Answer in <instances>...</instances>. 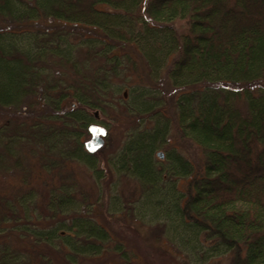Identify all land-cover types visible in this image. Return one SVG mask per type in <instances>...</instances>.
Wrapping results in <instances>:
<instances>
[{
    "label": "trees",
    "instance_id": "1",
    "mask_svg": "<svg viewBox=\"0 0 264 264\" xmlns=\"http://www.w3.org/2000/svg\"><path fill=\"white\" fill-rule=\"evenodd\" d=\"M101 115L124 137L90 154ZM111 214L264 264V0H0V264H138Z\"/></svg>",
    "mask_w": 264,
    "mask_h": 264
},
{
    "label": "rangeland",
    "instance_id": "2",
    "mask_svg": "<svg viewBox=\"0 0 264 264\" xmlns=\"http://www.w3.org/2000/svg\"><path fill=\"white\" fill-rule=\"evenodd\" d=\"M103 116H100L99 123L103 120ZM107 128L109 130L110 135V144L113 147H117L120 145V143L123 140L124 137V129L121 126H113V125H107ZM108 138V137H107ZM106 138V140H107ZM186 146L187 150L192 154L194 152V146L187 144ZM196 152V150H195ZM198 153V150H197ZM79 178L83 179L85 181V184L89 188L88 191L90 194L97 193L94 180L88 175V174H82L79 176ZM106 181L100 182V191L104 193V197H109V203L112 201L114 197H120L121 195L129 196L131 193H133L136 189L135 184L132 181H126L124 184L120 186V191L117 189V183H119V180L114 175L110 174ZM110 183V184H109ZM118 190V191H117ZM121 203L117 204L116 209L118 208H124V202L123 200L120 201ZM110 226H112L113 230L118 234H123L122 236L126 237H135L140 236V243H144V247L141 252H144V254H140L141 252H138V264H199V263H190L183 255H181L180 252L173 251L172 254H170L168 251H165L163 248V245L161 243L162 240L156 241L157 238L154 237V233L152 232L151 227H147L146 225L139 224L136 222H132L130 219L126 220L124 219V216L122 214H111L107 217ZM127 226V227H126ZM159 232V231H158ZM131 235V236H130ZM142 243V244H143ZM170 243V242H169ZM162 245L163 250L156 249L158 246ZM171 245V243H170ZM166 248H168V244L166 243L164 245ZM146 251V252H145ZM41 257L39 256L36 251H32V254L28 257V264H40L39 259ZM41 261L43 262V259L41 258ZM40 261V262H41ZM56 262V263H55ZM54 264H63L61 261H55ZM208 264H227L222 259H212Z\"/></svg>",
    "mask_w": 264,
    "mask_h": 264
},
{
    "label": "water",
    "instance_id": "3",
    "mask_svg": "<svg viewBox=\"0 0 264 264\" xmlns=\"http://www.w3.org/2000/svg\"><path fill=\"white\" fill-rule=\"evenodd\" d=\"M88 132L89 137L83 141L84 147L90 154H95L105 146L109 130L104 124L91 123L88 126ZM158 154L163 157V152Z\"/></svg>",
    "mask_w": 264,
    "mask_h": 264
}]
</instances>
